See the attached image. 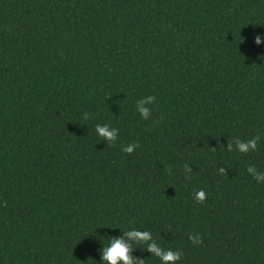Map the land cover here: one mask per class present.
Here are the masks:
<instances>
[{
	"label": "trees",
	"instance_id": "16d2710c",
	"mask_svg": "<svg viewBox=\"0 0 264 264\" xmlns=\"http://www.w3.org/2000/svg\"><path fill=\"white\" fill-rule=\"evenodd\" d=\"M257 38L264 0H0V264H264Z\"/></svg>",
	"mask_w": 264,
	"mask_h": 264
},
{
	"label": "clouds",
	"instance_id": "9594fccd",
	"mask_svg": "<svg viewBox=\"0 0 264 264\" xmlns=\"http://www.w3.org/2000/svg\"><path fill=\"white\" fill-rule=\"evenodd\" d=\"M257 43H264L260 38H257ZM155 97L149 96L146 100H140L137 104V110L143 116L144 119H148L151 110L145 107V104H151L155 102ZM87 119V117H85ZM118 129L109 128L108 126L97 125V132L102 138H106L108 141H115L118 135ZM259 137H256L252 140L245 142H236V148L241 153H248L249 151H255L258 147ZM135 149V145H129L123 149L126 153H132ZM230 151L232 147L230 145ZM247 171L254 176V178L259 182H264V174H260L254 167H249ZM196 199L198 202H203L205 199V193L200 191L196 193ZM133 241L140 239V233L138 231L128 232ZM151 237L148 233H145L143 240H149ZM189 239L194 245H199L202 241L199 235L190 236ZM150 251H153L158 257L161 258L162 264H178L181 259V254L179 252H173L171 250L163 251L157 249L155 245H149ZM104 260L109 262V264H134V259L130 254V250L127 246L124 245L122 238L114 239L110 242L109 246L105 249Z\"/></svg>",
	"mask_w": 264,
	"mask_h": 264
}]
</instances>
